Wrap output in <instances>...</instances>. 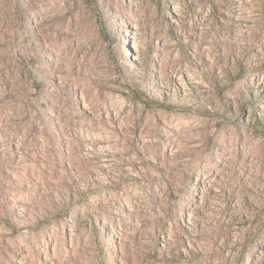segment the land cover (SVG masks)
Instances as JSON below:
<instances>
[{
	"label": "rangeland",
	"instance_id": "374dc122",
	"mask_svg": "<svg viewBox=\"0 0 264 264\" xmlns=\"http://www.w3.org/2000/svg\"><path fill=\"white\" fill-rule=\"evenodd\" d=\"M0 264H264V0H0Z\"/></svg>",
	"mask_w": 264,
	"mask_h": 264
}]
</instances>
